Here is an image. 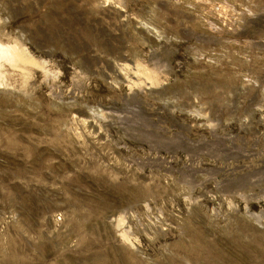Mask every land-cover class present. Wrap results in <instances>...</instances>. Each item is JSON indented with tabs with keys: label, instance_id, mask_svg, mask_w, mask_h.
Masks as SVG:
<instances>
[{
	"label": "rangeland",
	"instance_id": "obj_1",
	"mask_svg": "<svg viewBox=\"0 0 264 264\" xmlns=\"http://www.w3.org/2000/svg\"><path fill=\"white\" fill-rule=\"evenodd\" d=\"M0 264H264V0H0Z\"/></svg>",
	"mask_w": 264,
	"mask_h": 264
},
{
	"label": "bare ground",
	"instance_id": "obj_2",
	"mask_svg": "<svg viewBox=\"0 0 264 264\" xmlns=\"http://www.w3.org/2000/svg\"><path fill=\"white\" fill-rule=\"evenodd\" d=\"M10 51H11V50H10ZM10 51H9V50H6L5 47L0 46V56H1V55L4 56L5 54L10 53Z\"/></svg>",
	"mask_w": 264,
	"mask_h": 264
}]
</instances>
